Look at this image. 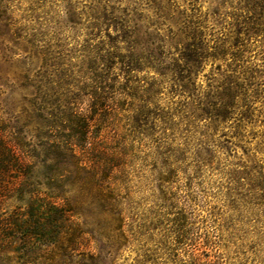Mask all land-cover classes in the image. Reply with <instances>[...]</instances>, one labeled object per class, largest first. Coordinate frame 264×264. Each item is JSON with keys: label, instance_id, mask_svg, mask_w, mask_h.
Here are the masks:
<instances>
[{"label": "trees", "instance_id": "16d2710c", "mask_svg": "<svg viewBox=\"0 0 264 264\" xmlns=\"http://www.w3.org/2000/svg\"><path fill=\"white\" fill-rule=\"evenodd\" d=\"M87 1L82 9L68 4L65 20L51 36L34 28L22 36L31 54L42 57L38 69L22 76V87L28 91L23 101L29 108L24 113L33 118L35 129L29 130L27 118L11 116L2 104L9 86L5 87L7 73L0 70V264L12 263L14 240L20 241L16 249L20 264H38L48 251L60 260L79 251L89 232L70 222L78 198L72 194L76 184L84 199L101 203L110 215L104 236L107 247L125 246L123 197L98 176L100 163L88 158L93 146L108 139L102 132L120 136L118 117L124 106L131 111L126 138L152 140L156 166L175 172L181 151L169 141L183 131L186 140L192 138L202 120L225 121L238 99H248L245 74L234 63H227L219 74L222 80H213L208 91L201 92L197 79L210 60L226 62L230 56L233 62L240 61L249 40L264 34V0H233V44L214 35L208 38L207 33L220 24L226 15L222 9L232 0H216L211 17L194 6L198 0H190L195 2L190 12L165 5L164 0ZM4 3L0 1V37L8 27ZM145 72L153 76L142 77ZM161 89L181 100L161 106ZM45 161L50 162L47 172L40 174L36 169ZM45 187L52 191L46 195L53 199L57 214L46 224H31L33 213L23 221L24 214L2 210L13 197L40 200ZM91 239L96 246L102 243ZM44 246L51 248L45 251ZM98 254L90 258L99 261ZM149 261L145 256L138 264Z\"/></svg>", "mask_w": 264, "mask_h": 264}, {"label": "rangeland", "instance_id": "374dc122", "mask_svg": "<svg viewBox=\"0 0 264 264\" xmlns=\"http://www.w3.org/2000/svg\"><path fill=\"white\" fill-rule=\"evenodd\" d=\"M0 1L8 6L5 29L8 34L0 37V70L7 73L5 87L9 86L1 101L11 116L21 114L26 119L24 112L29 108L23 96L28 91L22 87V76L28 70L38 69L42 57L34 51L31 54L22 38L24 32L34 28L51 36L59 22L65 20L68 4L82 9L88 1ZM172 1L164 0L163 4L176 5L188 12L195 3ZM215 1L198 0L194 6L202 15L211 17L217 9ZM231 2L222 9L226 15L220 24L207 31L211 34L208 38L219 37L233 44ZM207 23L212 27L213 22ZM26 56L31 58L26 60ZM227 63H234L240 68L236 70L245 74L248 99H238L231 116L221 123L199 122L192 138L186 140L185 131L172 138L169 143L181 151V162L176 163L175 172L156 166L157 151L152 140L140 135L135 139L126 138L131 115L128 105L120 110L118 117L120 136L113 138L102 132L108 139L99 141L90 151L88 158L101 166L98 176L111 182L123 197L120 208L125 217L128 240L125 246L107 247L104 236L108 233L106 223L110 215L101 203L84 199L80 184H76L72 194L78 198L71 207L75 215L70 222L89 233L84 235L79 251L69 255V260H60L48 251L38 264H138L145 256L150 259L147 264H264V34L249 40L240 61L233 62L230 56L226 62L208 61L197 79L201 92L208 91L213 80H222L219 74L227 69ZM141 76L150 77L153 73L145 72ZM158 99L164 107L181 100L167 89H161ZM26 123L30 124L29 130L37 127L33 118H27ZM49 164V161L39 164L36 171L46 173ZM42 191L45 194L40 200L26 197L20 201L13 197L2 210L24 214L23 221L32 218L33 213L31 224H46L57 214L51 206L53 199L46 195L52 191L46 187ZM57 205L60 207L63 203ZM92 236L102 243L96 246ZM19 242L14 240L11 247V264H20L16 251ZM50 248L43 247L45 251ZM98 253H101L100 260L93 261L90 254Z\"/></svg>", "mask_w": 264, "mask_h": 264}]
</instances>
